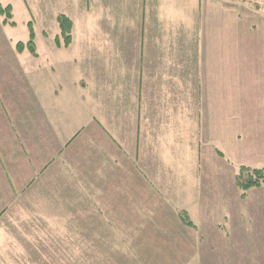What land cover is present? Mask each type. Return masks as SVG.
Masks as SVG:
<instances>
[{
    "label": "crops",
    "instance_id": "0c3cea01",
    "mask_svg": "<svg viewBox=\"0 0 264 264\" xmlns=\"http://www.w3.org/2000/svg\"><path fill=\"white\" fill-rule=\"evenodd\" d=\"M73 2L58 14L67 47L54 37L52 54L24 58V46L0 73V218L29 206L53 224L99 208L100 223L136 224L163 202L204 235L231 179L244 219L224 223L264 221V199L247 203L264 186L241 199L234 180L264 165V26L238 24L234 1Z\"/></svg>",
    "mask_w": 264,
    "mask_h": 264
},
{
    "label": "rangeland",
    "instance_id": "374dc122",
    "mask_svg": "<svg viewBox=\"0 0 264 264\" xmlns=\"http://www.w3.org/2000/svg\"><path fill=\"white\" fill-rule=\"evenodd\" d=\"M223 1H234L233 5L238 7L241 16L238 24L255 26L258 31L263 28L264 0ZM73 3V0H0L1 8L9 7V22L14 24L8 22L3 28L0 22V73L7 72L3 70L7 67L4 64L11 56L19 54L12 44L15 40L20 41L18 44L22 42L21 51L25 46L24 58L36 56L38 51L48 56L52 54L53 38L59 33L56 16L61 7L66 12ZM216 20L221 26L228 22L218 12ZM88 26H92L91 23ZM30 30L33 31V54L26 47ZM219 51L224 57V50ZM18 61V65L24 67L25 63ZM35 61L31 60L34 64ZM224 176L229 177L228 172ZM224 183L221 209L207 223L215 222L218 230L206 228L208 232L204 235L200 229H186L176 218L177 209L165 207L167 204L159 201L158 206L136 224L129 217L124 218L129 222L100 223L99 208L89 215L78 213L70 222H66L68 218L60 211L62 222L53 224L43 223V217H33L29 206L17 208L10 214L7 211L0 218V264H264V221L254 218L248 226L240 222L241 230L233 228L230 217L224 223L222 217L229 214L234 218L240 213L243 215L244 210L235 207L239 197L235 196L231 179L230 182L224 179ZM256 198L264 199V189L248 193L247 203ZM254 205L261 204L254 202ZM129 211L125 209V213ZM252 211L255 214L262 209L253 207ZM201 236L203 239L199 238Z\"/></svg>",
    "mask_w": 264,
    "mask_h": 264
},
{
    "label": "trees",
    "instance_id": "16d2710c",
    "mask_svg": "<svg viewBox=\"0 0 264 264\" xmlns=\"http://www.w3.org/2000/svg\"><path fill=\"white\" fill-rule=\"evenodd\" d=\"M0 13L4 17L3 23H8L11 19L10 9L0 7ZM14 25L13 23H10ZM56 24L58 26V35L55 37L54 42L57 47L63 46L67 47L72 39V23L64 15H58L56 17ZM33 31L30 30V39L26 44L27 50L33 54L34 46L32 44ZM18 50L21 51V43L17 45ZM235 184L238 189L241 199H244L246 194L253 189L260 188L264 186V167L262 168H251L242 166L236 169L234 176Z\"/></svg>",
    "mask_w": 264,
    "mask_h": 264
}]
</instances>
